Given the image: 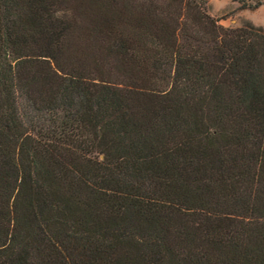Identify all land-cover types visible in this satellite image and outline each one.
Instances as JSON below:
<instances>
[{"label": "trees", "instance_id": "16d2710c", "mask_svg": "<svg viewBox=\"0 0 264 264\" xmlns=\"http://www.w3.org/2000/svg\"><path fill=\"white\" fill-rule=\"evenodd\" d=\"M0 264H264V28L0 0Z\"/></svg>", "mask_w": 264, "mask_h": 264}, {"label": "rangeland", "instance_id": "374dc122", "mask_svg": "<svg viewBox=\"0 0 264 264\" xmlns=\"http://www.w3.org/2000/svg\"><path fill=\"white\" fill-rule=\"evenodd\" d=\"M209 13L219 19V23L224 26H239L244 20H249L255 25H260L264 28V4L260 7L249 10H235L233 3L230 0H208Z\"/></svg>", "mask_w": 264, "mask_h": 264}, {"label": "crops", "instance_id": "0c3cea01", "mask_svg": "<svg viewBox=\"0 0 264 264\" xmlns=\"http://www.w3.org/2000/svg\"><path fill=\"white\" fill-rule=\"evenodd\" d=\"M263 5V4H262ZM234 6H236V5H234Z\"/></svg>", "mask_w": 264, "mask_h": 264}]
</instances>
